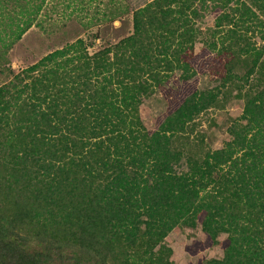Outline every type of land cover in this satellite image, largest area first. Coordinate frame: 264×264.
<instances>
[{"label": "trees", "instance_id": "16d2710c", "mask_svg": "<svg viewBox=\"0 0 264 264\" xmlns=\"http://www.w3.org/2000/svg\"><path fill=\"white\" fill-rule=\"evenodd\" d=\"M47 4L0 0V63L28 30L43 28ZM211 10L220 91L227 99L236 90L244 106L222 148L192 150L195 119L220 106V91H194L153 132L140 105L174 73L195 76L197 22ZM129 12L133 30L114 42L100 28L19 71L8 67L0 264H178L166 237L198 225L209 242L190 253L223 248L204 264H264V0L118 2L106 25ZM96 39L107 43L91 53Z\"/></svg>", "mask_w": 264, "mask_h": 264}, {"label": "rangeland", "instance_id": "374dc122", "mask_svg": "<svg viewBox=\"0 0 264 264\" xmlns=\"http://www.w3.org/2000/svg\"><path fill=\"white\" fill-rule=\"evenodd\" d=\"M150 0H48L45 10L41 12V26H33L22 39L10 50L7 57L10 63H0V84L11 77V68L16 72L34 63L50 51L65 46L76 37L90 38L101 28V35L106 40L114 42L115 37L120 38L133 30L132 13H126L107 24V12L112 3H122L130 9L137 8ZM219 11H209L205 17L197 22V39L195 42L194 57L191 63L196 74L190 80H182L180 73H174L162 86L143 98L140 105V115L143 123L151 132L158 130L168 115L180 106L183 100L196 90L212 89L225 90L221 76L224 70L223 61L214 48L219 41L218 32L214 31L216 16ZM254 40L259 42V37ZM107 43V41H105ZM102 39H96L89 46L91 53L105 44ZM236 90L227 98H222L220 106H215L200 113L195 119V126L191 133L193 142L190 148L198 149V144L204 149L222 148L229 138L227 129L230 124L241 116L244 101L234 96ZM186 162L178 169H186ZM227 234H221L222 242ZM196 241L208 244L209 236L202 231L201 225L196 228L177 226L166 237V242L173 249L172 259L178 264H204L211 258L223 256L221 244L204 246L195 254L187 250Z\"/></svg>", "mask_w": 264, "mask_h": 264}]
</instances>
